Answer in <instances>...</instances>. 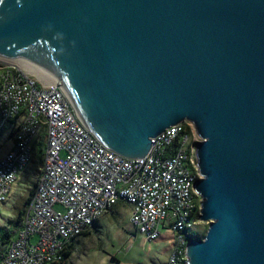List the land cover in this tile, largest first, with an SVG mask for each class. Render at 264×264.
<instances>
[{"label":"water","instance_id":"water-1","mask_svg":"<svg viewBox=\"0 0 264 264\" xmlns=\"http://www.w3.org/2000/svg\"><path fill=\"white\" fill-rule=\"evenodd\" d=\"M0 55L55 77L123 157L192 122L210 224L187 264H264V0H0Z\"/></svg>","mask_w":264,"mask_h":264},{"label":"built area","instance_id":"built-area-1","mask_svg":"<svg viewBox=\"0 0 264 264\" xmlns=\"http://www.w3.org/2000/svg\"><path fill=\"white\" fill-rule=\"evenodd\" d=\"M11 147L0 159V204L23 172L41 165L24 222L0 264H62L72 242L91 231L115 206L131 207L128 246L138 235L172 237L167 264H187L186 248L201 226L203 179L194 146L204 141L184 121L152 138L148 153L123 157L104 146L81 121L60 83L27 63L0 58V139Z\"/></svg>","mask_w":264,"mask_h":264},{"label":"rangeland","instance_id":"rangeland-1","mask_svg":"<svg viewBox=\"0 0 264 264\" xmlns=\"http://www.w3.org/2000/svg\"><path fill=\"white\" fill-rule=\"evenodd\" d=\"M10 147L8 134H4L0 139V159ZM35 168L38 169L36 161L29 167L26 175L34 173ZM35 174L33 183L24 177L14 184L9 199L0 204V207L11 210L15 215V209L20 203L26 201L34 190L35 177L38 173L35 172ZM130 212L129 205L115 206L99 220L97 227L91 230L90 235L76 240L73 254L66 264H167L171 253L172 237L165 228L161 229V237L154 242L145 243L143 236L138 235L132 246H128V239L134 232L130 223ZM0 221H3L0 223V228H12L11 220L6 217L0 215ZM208 227V223H203L195 227L193 231L204 238Z\"/></svg>","mask_w":264,"mask_h":264},{"label":"trees","instance_id":"trees-1","mask_svg":"<svg viewBox=\"0 0 264 264\" xmlns=\"http://www.w3.org/2000/svg\"><path fill=\"white\" fill-rule=\"evenodd\" d=\"M41 155H42L41 148H39L38 149V155H37L38 159L34 160V161L37 162V166H38L39 170L36 169V168L34 169V171L36 173H38V175H37V177H35L34 190L31 191V196L26 201H24L23 203H20L19 207H17L15 209V219H12L10 221V223L12 224V228H10V229H6V228H3V227L0 228V260L3 257V255L5 254L9 244L16 237L18 231L21 229V227L23 225L25 212H26L25 208H26V205H28V203L30 202L32 196L34 195L35 188H36V185H37L38 176L40 174V165H41V161H42L41 160ZM33 162H32V164H33ZM29 167L23 172L19 182L24 177L29 179L32 182V179H34V176L36 174L34 172V173H30V174L26 175V172L28 171ZM120 204H124V203H120ZM98 223H99V221L95 224L94 228L97 227ZM90 233H91V231L86 232V233L82 234L81 237H86V236L90 235ZM189 237L197 238V239H203L202 236L199 233L198 234H193V235H191ZM75 242L76 241L72 242L71 245L69 246V248H68V250H67V252L65 254V260H64V262L62 264H66L68 259L71 258L72 254H73Z\"/></svg>","mask_w":264,"mask_h":264},{"label":"bare ground","instance_id":"bare-ground-1","mask_svg":"<svg viewBox=\"0 0 264 264\" xmlns=\"http://www.w3.org/2000/svg\"><path fill=\"white\" fill-rule=\"evenodd\" d=\"M0 58H4L5 60L10 61V62H14V63H27V64L31 65L33 67V69L35 70V72L38 73L40 76L51 79L52 81H55V83H57V84L59 83L55 77L50 75L47 71H45L39 65L37 66L34 63H28V62H25V61H22V60H19L16 58L6 57V56H2V55H0Z\"/></svg>","mask_w":264,"mask_h":264},{"label":"clouds","instance_id":"clouds-1","mask_svg":"<svg viewBox=\"0 0 264 264\" xmlns=\"http://www.w3.org/2000/svg\"><path fill=\"white\" fill-rule=\"evenodd\" d=\"M0 215L6 217L8 220L15 219L14 213L11 210L4 207H0ZM0 223H3V221H0Z\"/></svg>","mask_w":264,"mask_h":264}]
</instances>
